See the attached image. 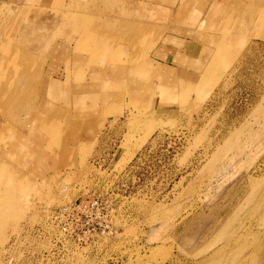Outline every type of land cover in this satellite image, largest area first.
<instances>
[{"label":"rangeland","instance_id":"374dc122","mask_svg":"<svg viewBox=\"0 0 264 264\" xmlns=\"http://www.w3.org/2000/svg\"><path fill=\"white\" fill-rule=\"evenodd\" d=\"M163 4L0 0V264H264V1L250 36L239 13L200 37L195 77L186 58L119 118L51 120L56 45L164 59Z\"/></svg>","mask_w":264,"mask_h":264},{"label":"crops","instance_id":"0c3cea01","mask_svg":"<svg viewBox=\"0 0 264 264\" xmlns=\"http://www.w3.org/2000/svg\"><path fill=\"white\" fill-rule=\"evenodd\" d=\"M131 1L151 6H155L157 2L165 4L168 1L174 6L172 9L179 14L178 17L180 19L177 22L181 25L176 28V31H178L177 35L167 31L162 43L156 50L157 54L164 57V59L154 58L152 55L142 62L140 66H133L128 61L119 60V56L108 55L109 57L106 56L104 59L97 58L93 62L91 53L81 51L77 45L67 42L60 46L56 45V49L53 51V56L56 59L51 62L49 69L51 74L49 86L50 89L52 86L59 87V89H57L54 98L49 99L54 107L51 120H60L59 122L62 125L64 121L67 123L65 124L66 126H73L74 121L81 118H77V115L85 117L84 121L81 122H97L105 118H119L126 111V108H123L124 103L128 105V103L132 102L133 95L134 100H136L138 87H144V85L149 87V81L152 78L159 79V85L162 86L163 83L161 81L165 78L168 79L171 70H176L181 75H186L188 71H193L194 69L191 70L190 67L187 69L182 67L180 69L181 65L185 66L184 64L190 61H194L192 65H195L194 68L197 70L189 75L195 77L196 72V74L201 73L198 70L204 64L203 59L197 62V57H202L203 48H210L209 46L206 47L200 37L205 34L204 36L210 38L221 36L224 32H232L234 29L232 27H235L234 24L239 13L243 17L241 29L250 36L249 17L259 12L260 4L264 0H254L255 4L251 6H249L250 0ZM216 21L217 23H215ZM252 22H254V18ZM260 24L259 22L258 25ZM217 30L221 31L219 35H217ZM261 36H263V31L259 37L261 38ZM253 39L258 40L257 37H253ZM194 50L195 55L191 57ZM112 57L115 58L110 60ZM186 58L189 60L186 61ZM81 66L87 70L79 72L78 69ZM74 71L78 74L74 73ZM185 75L181 77L185 78ZM62 89L64 90L63 94L61 93ZM62 95L64 99L61 98ZM124 98L123 103L122 99ZM60 99L64 100L65 104L60 103ZM132 104L136 103L132 102ZM108 122H113V120Z\"/></svg>","mask_w":264,"mask_h":264},{"label":"bare ground","instance_id":"6f19581e","mask_svg":"<svg viewBox=\"0 0 264 264\" xmlns=\"http://www.w3.org/2000/svg\"><path fill=\"white\" fill-rule=\"evenodd\" d=\"M76 20H78L79 22L82 20L79 16H77ZM82 22V21H81ZM91 31V29H90ZM99 34V33H98ZM13 100V99H12ZM10 110V109H9ZM157 264V263H156Z\"/></svg>","mask_w":264,"mask_h":264}]
</instances>
